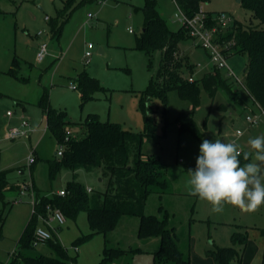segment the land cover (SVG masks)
<instances>
[{
  "label": "rangeland",
  "instance_id": "374dc122",
  "mask_svg": "<svg viewBox=\"0 0 264 264\" xmlns=\"http://www.w3.org/2000/svg\"><path fill=\"white\" fill-rule=\"evenodd\" d=\"M70 1L0 0V175L6 174V181L0 182L4 184V199L0 197V264L9 263L12 254L19 250V240L32 218L35 200L39 203L43 197L59 194L74 179L92 189L93 195L107 187L103 169L76 173L61 169L51 173L52 162L61 158L58 156L61 145L49 130L47 113L39 105L45 93L49 104L66 111L74 123H83L89 114H97L101 121L118 122L123 129L144 135L141 157L144 160L154 157L165 166L168 188L165 193L155 192L147 197L143 214L167 221L185 260L216 264L212 252L234 247L241 259L235 258L230 264H264V206L247 213L226 205L222 213H213L210 204L189 195L186 187L187 171L195 169L199 145L204 139L235 140L249 151V137L264 135V114L240 89L245 83L249 56L238 54L228 58L238 77L234 82L240 102L223 91L211 98L201 86L200 104L194 108L176 90L168 89L166 106L160 98L147 103L154 130L146 133L141 96L151 80L158 78L163 58L160 50L147 53L137 49L145 27L146 0H73L61 34L54 37L50 20H55ZM155 4L170 30L177 31L183 26V16L174 0H155ZM201 10L215 14V19L222 16L218 23L224 30L235 20L259 25L252 12L238 0H210L202 4ZM39 32L43 33L40 37ZM43 43L48 46V55L44 62H39L38 48ZM196 43L200 40L183 39L173 57L174 63L185 57L180 71L185 81H199L215 71L209 52L195 46ZM88 44L94 46L89 62L85 58ZM14 58L19 61L18 78L8 74ZM82 74L96 79L102 88L84 104L81 90L77 89ZM221 75L227 77V70L222 69ZM8 112L12 115L8 116ZM181 113L193 117L202 139L180 131L177 120ZM247 117H260V121L250 124ZM22 120L29 122L33 133L9 139L8 131L20 127ZM66 130L71 132V138L85 133L80 125ZM30 160H34L33 165ZM241 162L244 163L242 157ZM48 207L45 214L51 216ZM65 219L63 226L51 223L48 227L43 214L38 216L36 226L49 230L69 256L76 259L75 264H175L156 258L160 248L158 238L139 237L138 216H122L108 233L92 232L84 208L79 209L75 219ZM246 231L248 240L244 247L232 242L234 233ZM34 252L52 255L43 245Z\"/></svg>",
  "mask_w": 264,
  "mask_h": 264
},
{
  "label": "trees",
  "instance_id": "16d2710c",
  "mask_svg": "<svg viewBox=\"0 0 264 264\" xmlns=\"http://www.w3.org/2000/svg\"><path fill=\"white\" fill-rule=\"evenodd\" d=\"M71 1L58 12L55 20H50L49 24L54 37H59L68 14L72 11ZM209 1L174 0V3L184 17L192 18L200 13L205 15L208 28H217L215 42L221 46L227 58L238 54L249 56L245 83L240 89L251 97L260 110L264 111V28L262 27L264 25V0H240L243 7L252 12V16L259 22V25H246L235 20L232 26L225 30L219 26L215 14L201 10L202 4ZM143 11L145 27L142 36L137 41V49L147 53L155 50L163 52L158 78L151 80L141 96L140 110L145 116L146 133L154 130L152 111L147 103L154 98H160L166 106L168 89L176 90L179 96L190 101L194 108L200 104L201 86L211 98H215L219 91H223L229 98L240 102L236 83L228 76L223 77L219 69L215 68L214 72L204 75L199 81L183 80L180 71L186 62L185 57L175 63L172 61L179 43L183 39L190 38L187 30L184 27L177 31L170 30L158 14L155 0H146ZM18 68L19 61L14 58L8 74L18 78ZM161 77L162 80H160ZM78 88L81 90L83 104L93 98L95 91L102 89L96 79L86 74L80 75ZM39 105L47 113L48 128L52 135L59 144L65 143L62 157L55 159L51 164V173L55 174L61 169H69L74 173L79 170L91 172L94 169H103V174L108 178L107 187L104 192L93 195L74 179L68 182L65 196L56 194L40 199L19 240V250L12 254L7 264L76 263V259L70 257L66 249L54 238L46 244L52 255L34 252L33 242L37 218L38 215H46L47 206L52 210H60L65 217L72 219L76 218L79 209L84 208L93 233L112 231L122 216H138L140 217L139 237L142 239L158 238L160 241V248L155 254L156 258L175 264H195L183 258L173 231L168 228L166 220L143 214L147 197L155 192L165 193L168 188L165 166L154 157L146 160L141 157L144 135L125 130L118 122L101 121L97 114H89L83 123H74L69 120L66 111L53 108L49 104L46 93L42 96ZM177 121L181 132H191L198 139L203 138V134L190 114L181 113ZM76 125H80L85 132L84 135L70 137L66 141V128ZM5 181L6 174L2 173L0 182ZM3 187L4 184H0L2 199H4ZM0 237H2L1 232ZM247 240V231L236 232L232 235V242L242 247L246 245ZM211 257L216 264H230L235 258L240 260V252L234 247L221 248L212 252Z\"/></svg>",
  "mask_w": 264,
  "mask_h": 264
},
{
  "label": "clouds",
  "instance_id": "9594fccd",
  "mask_svg": "<svg viewBox=\"0 0 264 264\" xmlns=\"http://www.w3.org/2000/svg\"><path fill=\"white\" fill-rule=\"evenodd\" d=\"M247 144L249 151L235 140L204 139L195 169L187 171L189 195L210 204L213 213L226 205L247 213L264 206V135L249 137Z\"/></svg>",
  "mask_w": 264,
  "mask_h": 264
},
{
  "label": "built area",
  "instance_id": "2783aa9c",
  "mask_svg": "<svg viewBox=\"0 0 264 264\" xmlns=\"http://www.w3.org/2000/svg\"><path fill=\"white\" fill-rule=\"evenodd\" d=\"M183 16V15H182ZM91 17V16H90ZM222 16H218L217 20L221 21ZM48 21L49 19L46 18ZM185 30H187L189 36L193 40H200V43H196L195 46H201L204 48L207 52H209L210 59L216 69L222 70L226 69L227 70V76L233 79L234 81H238V77L234 73V70L229 66L228 64V58L226 55L223 53L221 46L215 42V39H213L212 35L214 33V29H209L208 26L206 25L205 22V15L200 13L195 15L192 18H187L183 16V26ZM43 33L39 32L38 37L42 36ZM94 48L92 44L87 45V50L85 52V58L87 59V62H89L92 52L91 50ZM48 55V46L47 44L43 43L42 45L39 46L38 49V60L39 62H44ZM235 78V79H234ZM262 114H264V111L260 110ZM8 116H11L12 113L8 112ZM246 120L250 124H257L260 121V117H247ZM34 130L31 129V125L29 124L28 121L22 120L20 123V127L16 128H11L8 131L7 137L9 139H18L22 137H29ZM240 134V132H238ZM71 137V132L66 130V141ZM65 141V142H66ZM61 145V150L58 152V156L62 157L65 149V143L60 144ZM30 165H33L34 160L29 161ZM31 185L29 188L26 190L30 189ZM87 191L90 193L92 192V189L88 188ZM25 190H23L20 194H24ZM67 194L66 190H62L59 192L58 195L60 196H65ZM34 211L35 208L38 204V199L35 200L34 202ZM47 210H50L52 213L51 216H46L44 215V223L49 227L51 223H57L59 226H63L65 224V216L60 210H52L50 207L47 208ZM39 216V215H38ZM34 242H33V247L36 248L39 245L46 246L47 242L50 241L53 238L52 233L43 228H36L35 230V235H34Z\"/></svg>",
  "mask_w": 264,
  "mask_h": 264
},
{
  "label": "crops",
  "instance_id": "0c3cea01",
  "mask_svg": "<svg viewBox=\"0 0 264 264\" xmlns=\"http://www.w3.org/2000/svg\"><path fill=\"white\" fill-rule=\"evenodd\" d=\"M39 49V48H38ZM86 49H87V47H86ZM33 169V168H32ZM240 259H241V256H240Z\"/></svg>",
  "mask_w": 264,
  "mask_h": 264
},
{
  "label": "water",
  "instance_id": "95a60500",
  "mask_svg": "<svg viewBox=\"0 0 264 264\" xmlns=\"http://www.w3.org/2000/svg\"><path fill=\"white\" fill-rule=\"evenodd\" d=\"M238 2H241L240 0H238Z\"/></svg>",
  "mask_w": 264,
  "mask_h": 264
}]
</instances>
